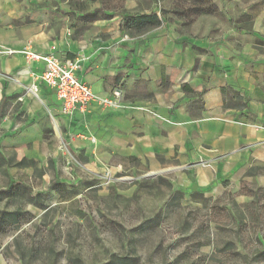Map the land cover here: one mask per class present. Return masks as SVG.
<instances>
[{
    "label": "crops",
    "instance_id": "crops-1",
    "mask_svg": "<svg viewBox=\"0 0 264 264\" xmlns=\"http://www.w3.org/2000/svg\"><path fill=\"white\" fill-rule=\"evenodd\" d=\"M210 1L221 19L203 16L201 28L165 19L129 35L119 29L123 14L87 29L67 0H0V169L8 182H39L51 196L53 182L160 175L181 192L215 195L259 180L264 0ZM26 49L77 59L79 79L97 97L119 89L120 106L91 102L63 115L37 78L43 63L26 61Z\"/></svg>",
    "mask_w": 264,
    "mask_h": 264
},
{
    "label": "rangeland",
    "instance_id": "rangeland-1",
    "mask_svg": "<svg viewBox=\"0 0 264 264\" xmlns=\"http://www.w3.org/2000/svg\"><path fill=\"white\" fill-rule=\"evenodd\" d=\"M67 1L87 29L110 22L100 13L86 17L101 8L111 18L156 8L166 20L181 21L183 31L208 24L203 16L221 19L217 12L187 13L192 0ZM259 173V180L215 195L177 191L160 175L113 176L51 196L42 183L16 179L32 196L43 193L41 208L21 188L1 193L10 185L0 169V213L20 212L18 223L6 217L0 223V264H264V170Z\"/></svg>",
    "mask_w": 264,
    "mask_h": 264
},
{
    "label": "built area",
    "instance_id": "built-area-1",
    "mask_svg": "<svg viewBox=\"0 0 264 264\" xmlns=\"http://www.w3.org/2000/svg\"><path fill=\"white\" fill-rule=\"evenodd\" d=\"M52 46L51 50H55ZM13 51H6L11 54ZM28 62L37 61L44 65L38 77L51 88L59 100V110L63 115L70 116L77 110H85L91 103H96L102 109L118 108L122 95L115 89L109 97H97L91 88L82 82L78 73L81 69L77 59H59L54 54L39 55L31 50L21 51ZM31 95L36 96L37 88H29Z\"/></svg>",
    "mask_w": 264,
    "mask_h": 264
},
{
    "label": "trees",
    "instance_id": "trees-1",
    "mask_svg": "<svg viewBox=\"0 0 264 264\" xmlns=\"http://www.w3.org/2000/svg\"><path fill=\"white\" fill-rule=\"evenodd\" d=\"M194 4L192 5L191 8L187 9L188 12H192L193 14L196 15H201V14H207V13H216L217 9L215 6L211 4L210 0H192ZM203 4L208 5V9H204L201 7ZM101 14L103 18L108 19L111 18V14L105 13L103 9H98L93 12H90L86 15V17H89L90 19H98V14ZM165 21V11H160L159 13H156L154 11H149L147 13H123L120 22H119V29L122 32H127L129 35H139L145 32H148L150 30H153L160 26L163 22ZM4 97L1 99L0 102V118L2 117V109L4 107ZM10 186H8V189L1 192V193H8L11 192V189L13 187L15 188H21V190L25 191L27 196H28V201L29 203H32L33 205H38L41 208H45V204L42 202L40 203V194L43 193H36V195L32 196L31 190L29 187L22 185L20 183H9ZM76 189L74 188V185H67L64 183H57L53 182L50 184L48 190L54 191L56 194H60L64 191H69ZM178 191V190H177ZM48 192V191H47ZM46 192V193H47ZM181 192V191H180ZM70 193V192H69ZM194 193H200V192H194ZM14 194V193H13ZM202 194V193H201ZM45 195V194H44ZM35 197H37L35 199ZM68 197H61V199H67ZM0 223H3L5 221V217L10 219V221L13 224L18 223L19 217H20V212L19 211H14V212H9V213H0ZM3 215V216H2ZM22 215V214H21ZM7 220V219H6Z\"/></svg>",
    "mask_w": 264,
    "mask_h": 264
}]
</instances>
